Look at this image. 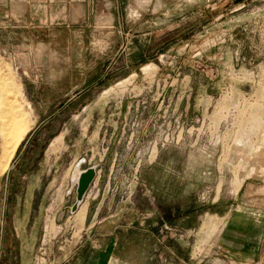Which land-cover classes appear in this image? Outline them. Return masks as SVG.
I'll return each mask as SVG.
<instances>
[{
    "label": "rangeland",
    "instance_id": "1",
    "mask_svg": "<svg viewBox=\"0 0 264 264\" xmlns=\"http://www.w3.org/2000/svg\"><path fill=\"white\" fill-rule=\"evenodd\" d=\"M39 22L0 16L11 264H210L242 183L264 185V0H55Z\"/></svg>",
    "mask_w": 264,
    "mask_h": 264
},
{
    "label": "crops",
    "instance_id": "2",
    "mask_svg": "<svg viewBox=\"0 0 264 264\" xmlns=\"http://www.w3.org/2000/svg\"><path fill=\"white\" fill-rule=\"evenodd\" d=\"M53 2L55 0H0V16H11L13 20L27 22L30 20L33 25L40 23L39 20L52 24ZM29 11L33 12L32 17ZM237 197L238 204L230 211L225 227L213 245L214 259H209L210 264L220 263L218 260L221 257L225 264H264V185L245 180L238 190ZM82 209H79L78 213ZM117 231L118 227H115L110 234L114 235ZM116 245L117 243L113 244L112 250ZM8 253L9 246L4 245L2 229L0 264H11ZM112 263L119 264V260L113 259ZM87 264H104V261H88Z\"/></svg>",
    "mask_w": 264,
    "mask_h": 264
},
{
    "label": "water",
    "instance_id": "3",
    "mask_svg": "<svg viewBox=\"0 0 264 264\" xmlns=\"http://www.w3.org/2000/svg\"><path fill=\"white\" fill-rule=\"evenodd\" d=\"M86 159L80 160V162L76 165V170H80L81 166L86 163ZM98 176V168L97 166H89L85 169L80 170L79 172H74L71 177V182L73 187L76 186V200L71 207V212L76 213L82 203L85 201L86 196L91 189V186L94 184L96 178Z\"/></svg>",
    "mask_w": 264,
    "mask_h": 264
},
{
    "label": "bare ground",
    "instance_id": "4",
    "mask_svg": "<svg viewBox=\"0 0 264 264\" xmlns=\"http://www.w3.org/2000/svg\"><path fill=\"white\" fill-rule=\"evenodd\" d=\"M19 109H20V108H19ZM17 110H18V109H17ZM22 110H23V109H22ZM22 110H21V112H22ZM19 111H20V110H19ZM18 115H19V114H18ZM23 115H24V114H23ZM21 118H22V117H21ZM10 121H11V120H10ZM10 121H9V122H10ZM12 121L15 122V126H18V124L21 125V123L23 124V122H24L23 119H22V121H21L20 119H14V120H13V118H12ZM25 121H26V120H25ZM20 128H21V127H20ZM20 128H19V132L17 131V127H15L14 130L12 131L13 133H11L10 135H8V134L5 135L6 137H8L9 142H8V141H7V142H8L9 144L12 143V142H14V144L17 145V144L20 142V140L22 139V137H23V135H24V133H25V130L20 129ZM10 137H11V138H10ZM5 143H6V142H5ZM7 145H8V144H7ZM16 147H17V146H16ZM9 148H10V147H9ZM15 149H16V148H15ZM87 196H88V194H87ZM87 196H86V197H87ZM84 202H85V201H84ZM84 202H83V203H84ZM83 203H82V204H83ZM84 204H85V203H84ZM84 204L80 206V207H81L80 209H82V208L84 207ZM78 211H79V210H78Z\"/></svg>",
    "mask_w": 264,
    "mask_h": 264
},
{
    "label": "built area",
    "instance_id": "5",
    "mask_svg": "<svg viewBox=\"0 0 264 264\" xmlns=\"http://www.w3.org/2000/svg\"><path fill=\"white\" fill-rule=\"evenodd\" d=\"M80 170H81V169H80ZM80 170H79V171H80ZM79 171H78V172H79Z\"/></svg>",
    "mask_w": 264,
    "mask_h": 264
}]
</instances>
